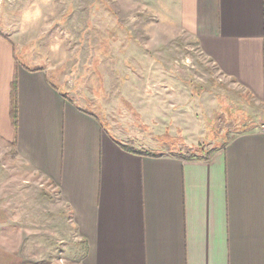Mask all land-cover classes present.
I'll use <instances>...</instances> for the list:
<instances>
[{
  "label": "crops",
  "instance_id": "crops-1",
  "mask_svg": "<svg viewBox=\"0 0 264 264\" xmlns=\"http://www.w3.org/2000/svg\"><path fill=\"white\" fill-rule=\"evenodd\" d=\"M103 6L89 20L120 33L113 38L120 40L118 60L131 55L139 67L148 64L132 75L122 69L121 77L105 71V85L119 86L116 99L133 103L140 125L119 126L107 116L109 104L101 108L85 87L65 89L68 75L54 81L63 66L59 52L57 60L48 51L31 57L34 66L19 64L21 44L0 31V140L15 142L18 156L56 185L84 246L82 264H264V0H105ZM169 37L186 39L200 61L240 90L248 124L254 123L209 160L178 157L203 136L194 144L179 135L189 132L180 121L194 115L178 106V80L154 68ZM167 135L178 148L162 140Z\"/></svg>",
  "mask_w": 264,
  "mask_h": 264
},
{
  "label": "rangeland",
  "instance_id": "rangeland-1",
  "mask_svg": "<svg viewBox=\"0 0 264 264\" xmlns=\"http://www.w3.org/2000/svg\"><path fill=\"white\" fill-rule=\"evenodd\" d=\"M104 1L0 0V31L7 37L13 35L21 44L16 50L19 64L34 66V54L44 58L46 52L53 51L54 60L59 54L63 66L57 68L54 81L68 75L65 89H89L119 126L132 121L138 126L141 120L133 103L116 99L119 86L105 85V71L121 77L122 69L132 75L148 64L142 62L139 67L131 55L128 62H120L114 46L120 40L113 39L120 33L109 30L110 23L89 20L93 14L103 13ZM131 35L129 41H136L137 36ZM195 52L186 39L169 37L155 54L160 61L154 68H160L158 76L178 80V106L194 115L191 122L189 117L180 121L179 126L189 132L179 135L194 144L200 134L203 136L195 150L182 154L204 155L247 131L246 124L250 127L254 123L248 124L252 119L240 90L200 61ZM92 61L93 69H89ZM105 104L110 106L105 108ZM168 138L162 140L171 142ZM175 144L178 148L179 143ZM68 216L56 185L27 165L12 144L0 140V264H82L84 246L67 222Z\"/></svg>",
  "mask_w": 264,
  "mask_h": 264
},
{
  "label": "trees",
  "instance_id": "trees-1",
  "mask_svg": "<svg viewBox=\"0 0 264 264\" xmlns=\"http://www.w3.org/2000/svg\"><path fill=\"white\" fill-rule=\"evenodd\" d=\"M11 120L13 127L16 129L18 125V116H19V96H18V81L15 78L12 85H11V112H10ZM16 143L13 142L12 145L15 147ZM120 146L127 152L135 153V154H142L147 156H156V154L152 153L149 150L141 149L136 150L133 147L124 144H120ZM217 148H212L204 155H198L196 153H189V154H179L178 157L185 160V161H200V160H209L210 157L217 151Z\"/></svg>",
  "mask_w": 264,
  "mask_h": 264
},
{
  "label": "built area",
  "instance_id": "built-area-1",
  "mask_svg": "<svg viewBox=\"0 0 264 264\" xmlns=\"http://www.w3.org/2000/svg\"><path fill=\"white\" fill-rule=\"evenodd\" d=\"M264 128V127H263Z\"/></svg>",
  "mask_w": 264,
  "mask_h": 264
}]
</instances>
